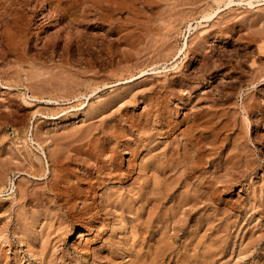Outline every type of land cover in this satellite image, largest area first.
I'll return each mask as SVG.
<instances>
[{"label":"rangeland","instance_id":"1","mask_svg":"<svg viewBox=\"0 0 264 264\" xmlns=\"http://www.w3.org/2000/svg\"><path fill=\"white\" fill-rule=\"evenodd\" d=\"M74 1L32 0L25 7L22 6L21 17L24 19L26 16L24 20L26 18L30 20L19 30V34L22 32L20 34L21 44L17 45L20 42L16 43L14 40L18 39L14 37L13 40L11 39L15 43L14 46L4 40L7 43L5 44L0 39V264H194L191 262L195 245L190 232L193 219L189 212L191 207L185 200L183 203L186 205L183 209L176 211V219H178L174 221V229L172 228L173 222L167 221L168 215H164L167 218L165 226L168 229L166 230L170 232L166 231L167 235L160 237L152 233L155 223L145 222L147 219L145 212H141L140 217H137L135 214L123 213L117 206L101 211V217L93 221L92 225H88L90 226L88 230L83 227L80 219L78 222L65 220L64 224L62 223L64 226L61 224L63 228L57 225L59 224L57 218L67 211L68 206L72 207V204L68 203H74L72 201L75 200L73 208L79 210L83 201L73 197L71 202L65 203L62 200L64 194L61 191L58 197L51 201L52 204H49L46 197L48 193H51L45 181L48 180L47 178H53L52 175L58 172L55 170L56 167L50 165L51 156L49 155L54 156L51 153H64L65 155H61L64 157L68 155L71 159L68 162L69 166L67 164L68 172L70 171L73 177L74 174L79 176L81 174L83 179H89L87 170L81 167L80 157L76 156L75 152L91 153L92 148L88 147V152L85 150L87 141H84L86 133L89 132L87 135H90V132H93L91 125L95 127L92 129L98 134L101 127L107 126V123L124 125L126 118H131L129 120L142 119V115L148 113V109L145 111L147 108L145 95L149 98V102L163 100L167 102L166 105L171 104L170 107L173 108L171 114L174 113L170 114L171 121L179 124L178 132L186 130L193 119L195 121L198 119L201 123L200 121L212 108L207 118L215 114L216 121L219 119L217 123L224 126L220 137L230 135L228 139L230 142L226 143L228 145L225 153L235 152L232 141L234 133L238 134L240 129V133L244 135L246 132L247 135L248 132L247 136L253 139L254 142L249 143L251 148L249 149H254L253 151L261 157L256 173L242 179L235 178L233 186L224 191H220L222 188L218 189L217 200H214L216 202L212 206L214 209L212 214L215 212L212 219L215 224L229 223L230 227L222 226L219 232L213 233L214 239H220L222 243L225 240L227 245L223 243L224 249H214L217 251L216 255L206 264H264V215H257L248 222L247 218L243 220V213L239 211L240 202L241 205L249 204L254 187H257L255 193L257 204L261 203L264 207V191H259V187L264 186V147L263 140H260L264 126L259 122L261 117L256 111L257 106H253V103L257 105V101L263 100L264 103V92L261 93V90L264 91V85L260 87H253L257 83L249 85L257 77V67H262L263 69L260 68V70L264 71V59L262 60L264 57H261L264 52V0H233L229 6L226 5L227 0H163L164 3L162 0V2L160 0H136V4L133 0L134 3H130L133 4L132 10L129 7L130 4L124 3V5L123 2L121 3L122 0L120 2L118 0L120 4L109 10L112 16L108 13L111 17L108 20L103 19L105 15L101 14L100 9L90 8L87 13H84V8L80 7L90 4L85 2L83 4V0ZM156 2L165 4V8L162 6L163 13L160 16L163 21L155 17L153 13L156 11ZM191 5H193L192 8ZM172 7L176 8L172 10ZM81 11L83 13L80 16H83L81 17L83 19L79 16ZM87 14H90L89 17ZM152 14L153 17H150ZM151 18L155 24L151 22ZM165 19L170 22L169 24L165 21L171 29L169 25L162 24ZM157 24L160 28L161 26H166V29L168 27V35L165 28L161 30V32L164 31L163 33L160 32L163 38L160 34L157 35L160 37H157L158 44L163 41L167 47L164 46L163 51L142 50L149 40L148 29L157 27ZM143 25L145 29H142ZM146 26H149L148 29ZM9 32L14 33L15 30L10 28ZM198 41H205L203 42L205 49L201 47L200 51L196 52L199 50ZM201 57L208 60H202ZM202 70L206 71L203 73L205 75L202 74ZM133 74H135L133 77H129ZM206 74L210 75V78ZM199 75L202 77L200 78ZM251 76L255 78H249ZM180 78H183L186 83L189 82L187 83L189 86L185 85L183 79L181 83L185 84L183 83L182 86ZM204 79H208V86L203 85ZM171 81L176 82L174 89L170 88L168 91L165 88L162 89L160 84L163 85L164 82L166 85ZM230 85L233 87L230 88ZM147 88L149 90H146ZM171 89L175 90H172L175 94H172ZM170 91L171 95H169ZM166 94L167 97L169 96L167 99ZM131 95H135L132 98L136 97V99H131L134 102L130 104L131 101L127 100H130L128 96L131 97ZM163 97L165 99H162ZM125 99H127L126 104L123 101ZM96 107L99 111L95 109ZM248 107L249 111L244 112L243 110H247ZM197 109L208 113L202 115V112ZM214 109L215 111L220 109L219 112L217 111L218 114ZM96 111L99 115L95 113ZM235 114L236 119H233ZM220 118L223 119L220 120ZM91 119L95 122L91 123L93 121ZM205 121H207L206 118L202 122ZM223 121L227 125L223 124ZM97 122L100 123L96 128ZM187 122L190 124L187 125ZM232 125L235 126V130ZM95 132L93 135L96 137ZM78 146L83 147L84 150H80L83 148ZM119 150L121 153L119 151L114 154L117 155L116 163L120 161L118 162L120 166L127 167L128 161L131 162L133 156L128 151ZM69 153H71L70 156ZM75 159L76 163H73ZM30 164H32V170ZM33 166L34 170L35 167L39 168L42 173L37 169L34 173ZM37 172V176L34 175ZM70 173L68 180H72L74 185L77 184L83 190L87 181L77 183L76 179L71 178ZM239 173L235 172L234 175L240 176ZM93 176V181L90 180L92 183L96 182L93 183V192L94 197H99L98 203L101 201L100 196H106L105 192H116L115 186L106 187V183L100 185L96 181V176ZM131 182L132 180L127 184ZM36 194L40 203H37L39 200ZM46 202H49L50 207ZM60 203L65 205L61 207ZM40 206L42 209L39 208ZM73 208L72 212H74ZM162 209L163 206L160 212ZM35 210L37 213L43 210V213L38 216L39 213L37 215ZM89 215L82 218L89 220ZM37 216L38 218H35ZM225 219L226 223H224ZM235 224L238 226L236 227ZM135 226L137 241L135 239L133 242L129 231ZM180 227H183V230ZM173 233L175 236L168 235ZM217 233L220 236L216 235ZM160 239L163 243L159 242ZM41 249H45L47 254L41 255L39 253ZM189 260L192 261L189 262Z\"/></svg>","mask_w":264,"mask_h":264},{"label":"bare ground","instance_id":"2","mask_svg":"<svg viewBox=\"0 0 264 264\" xmlns=\"http://www.w3.org/2000/svg\"><path fill=\"white\" fill-rule=\"evenodd\" d=\"M80 1H82V0H80ZM117 1L118 0H83V4L89 3L90 5L85 4V6L83 5V7L81 6L80 8H84V10H83L84 13H87L88 9H90V8H96L97 10L100 9L102 11L101 14L105 15V16H103V17H105L103 19L108 20V19H111L109 14H111V16H112V13H109V10L115 8L116 6H118V4H120ZM120 1L121 0H119V2ZM134 1L136 4V0H134ZM31 2H32V0H0V39H1V42H4V40H6L5 42H8V43L10 42L11 44H13V46L15 44L12 41L14 38L18 39V40H14L16 43L20 42V34L22 32L19 34V32H20L19 30L23 28V25L28 24L29 23L28 20H30L29 18H28V20L26 18L27 21L24 20L26 16H24V19H23V17H21V13L23 10L22 6L25 7L27 4H29ZM73 2H75V1L73 0ZM77 2H76V4H77ZM122 2H123V4L125 3V4L129 5L130 3L133 2V0H122L121 3ZM146 2L149 3L148 1H146ZM163 3H164V1H163ZM232 3H233V0H227L226 5L229 6ZM80 4H82V2ZM130 5L131 6H129V7L131 9L133 4H130ZM164 5H162V3H160V2H158L157 5L155 6L156 11L153 13L155 14V17H157L159 20L161 19L160 16L163 13L162 12V6H164ZM193 5H191V8ZM150 6H152V5H150ZM75 7H77V6H75ZM122 8H123V6H122ZM164 8H165V6H164ZM174 8H176V7H172V10ZM120 9H121V7H120ZM124 9H126V8H124ZM115 11H117V10H115ZM83 12L81 11V14H79V16L82 15ZM97 12H99V11H97ZM104 13H106V14H104ZM87 15L89 17L90 14H87ZM98 15L99 14H97V16ZM113 15H115V14H113ZM81 17H83V16H80V18ZM84 17H87V16H84ZM150 17H153V14ZM150 17H147V18L149 19ZM76 18H75V21H77ZM100 18H102V17H100ZM100 18H98V19H100ZM81 19H83V18H81ZM81 19L78 20L79 24L81 22ZM96 19H94V20H96ZM143 19L145 21V18H143ZM154 19L156 20V18H154ZM158 19H157V21L159 23ZM72 20L74 21V18ZM94 20H93V22H94ZM151 20H152V18H151ZM84 21H82V22H84ZM161 21H163V19H161ZM165 21L168 22V19L164 20V22L162 23L163 25H165L167 23V22L165 23ZM133 22L134 21H132V23ZM147 22H149V20ZM151 22H153V20ZM136 23H139V22H136ZM140 23L142 24V22H140ZM168 23L170 24V22H168ZM150 24H148V25H150ZM154 24H153V26H154ZM162 24H160V26ZM169 24H166V26ZM144 25L142 26L143 27L142 29H145ZM158 25L159 24H157V27L152 28L151 30H149L147 28L149 26H146V28L149 31L147 33L149 40L147 41V43H145V47L143 46L142 50H145V51L147 50L149 52L150 51L153 52L155 50L163 51L162 49L166 45L163 44V41L161 44H158L157 37L159 36L158 34L161 35V33L164 32V31L161 32V30H163V28H165L166 26L165 27L161 26L162 28H160ZM136 26H137V24H136ZM138 27H140V26H138ZM10 28L14 29L15 32L14 33L9 32ZM169 28H170V25H169ZM167 29H168V27H167ZM167 29L165 28L164 30H167ZM145 31L146 30H144V32ZM168 31L169 30H167V33L165 32L167 35H168ZM155 36H156V38H155ZM161 37L163 38V34L161 35ZM164 37H165V35H164ZM158 38H160V37H158ZM202 39H200V40H202ZM159 41L161 42V40H159ZM164 41H166V40H164ZM203 42H205V41H203ZM203 42L200 41L199 43H197V48H199V50L196 49V47H195V49L198 50L196 52H199L201 47L204 46L205 43L203 44ZM5 44H7V43H5ZM20 44H21V42L17 45H20ZM253 45L254 44H252L251 46H253ZM261 48H263V47H261ZM203 49H205V48L203 47ZM203 49L201 51H203ZM158 51L156 53H158ZM194 53H195V51H194ZM262 53H263L262 54L263 56L261 55V57H264V52H262ZM154 54H155V52H154ZM168 54H171V53H168ZM198 54L200 55V53H198ZM201 56H203V55H201ZM203 58H202V60L206 59V58L205 59H203ZM259 59H260V57H259ZM263 59L264 58H262V60ZM207 60L208 59H206V61ZM208 64H209V62H208ZM208 64H206V65L208 66ZM257 66H261V65L257 64ZM200 67L203 68V66L201 64H200ZM260 68H262V67L256 68L257 69V77L254 80H252V79L255 77H253L254 76L253 72H251L253 76H251L249 78H252V77L253 78L251 79L252 81L250 80L251 82L249 85L252 86L253 84H256V83H257V85H255L253 87H256V86L260 87L261 85H264V71L260 70ZM205 70H206V67H205ZM205 72L202 70V74ZM134 75L135 74L130 75L129 77H133ZM203 75H205V74H203ZM184 76H185V74H184ZM206 76H208V75L206 74ZM255 76H256V73H255ZM199 77L201 78L202 76L199 75ZM187 78L189 79V77H187ZM182 79L181 78L179 79L180 83L182 82L181 81ZM188 79H186V80L187 81L192 80V79H189V80ZM200 80H202V79H200ZM204 80H205V83H203L204 86L209 84L208 79H204ZM86 81H88V80H86ZM192 82H190V84ZM240 82L242 84V81H240ZM244 82L245 81H243V83ZM89 83H91V82H89ZM183 83H181L182 86H183ZM185 83H186V81H185ZM187 83H189V82H187ZM187 83L185 85L188 87L189 85H187ZM198 83H201V82H198ZM164 84L165 83L163 82V85ZM247 84H248V82H247ZM89 85H87V86H89ZM160 85L162 86V89L165 88L168 91V89L170 90V88L174 89L173 86L176 85V82L171 81V82H169V84H166L164 86L162 84H160ZM160 85H159V87H161ZM84 86H86V85H84ZM92 86L95 87L94 85H92ZM232 87L230 85V88H232ZM148 88L146 90H149ZM150 88L152 89L151 86H150ZM173 89H171V91ZM95 90L97 91L98 88ZM257 90H258V88H257ZM156 91H158L157 88H156ZM171 91L169 92V95H171L170 93H172L175 90H173L172 92ZM150 92H152V91L150 90ZM262 92H264V91L261 90V93ZM164 93L165 92H163V94ZM257 93H259V92H257ZM156 94H157V92H156ZM172 94H175V93L173 92ZM132 96H135V95H131V97L128 96L129 97L128 99H130V100L125 99L123 101L125 102L127 100L129 102L131 101L130 104L133 103L134 100L132 101L131 99H133V98L136 99V97L132 98ZM152 96H150V97H152ZM155 96L156 95H154V97ZM228 96H230V95H228ZM144 97H145L144 98L145 103H147L146 104L147 108L145 109V111L148 109V113L147 114H145L146 112L143 113L146 116L142 115V117H143L142 119H140V120L135 119L136 121L133 119L134 120L133 121V120H129L131 118H129V119L126 118L127 120L125 121L124 125H121L119 122L118 123L120 125L111 124V122L109 125L107 123V126H104V127L100 126L101 129L99 132L97 131L98 134H96V132H95L96 130L95 131L93 130L95 127H92L93 125H91V131L95 132L96 137H95V135H93V132H90L91 136L89 134L87 135V133H89V132H87L86 137H84L86 139L82 138V139H84V141H87V143H86L87 147H85V150L87 151L88 147H90V148H92V151H91V153H76L75 152V155L80 157V161H79L80 165L82 168L87 170L86 173H88L89 179L88 178L83 179V177H81V174H80V176L77 174H74V177H73L72 173H70V171L68 172L69 168L67 167V164L69 166L68 162L71 159H70V157H68L67 152H66L67 157L65 156L66 158L64 156H61L64 153L63 154L62 153L61 154L60 153H51V154H54V156L49 155V156H51L50 157L51 158L50 159L51 160L50 165L53 167H56L55 170H56V172L57 171L58 172H57V174L54 175L55 178L51 174L53 178H51V179L47 178L48 180L46 179L47 181H45L46 187H47L48 191L51 193V194L48 193V195H46V197L48 198V201L50 202V203L46 202L47 206H49L48 203L52 204L51 201H54V199H56L58 197L60 191L63 192V194H64V196L61 194V197L63 196V199L62 198L61 199L64 200L65 203L71 202V200L74 198L76 200L81 199L83 201V203L80 200V202L82 203V206H81V209H79V210H78V208H75V207L73 208V204H75V202H76L75 200L72 201L74 203H68V204H72L71 205L72 207L68 206V209H66L67 211H65L58 218L56 217L57 220H59V224H57V225L59 226L62 223L64 224V221L65 220L67 221L68 219L70 221H73V222H75V221L78 222V220L80 219L79 221L82 220L81 224L83 225V227L86 230L90 229V226H88V225H92L93 221H97L98 218L101 217V214H102L101 211H104V210L106 211L109 207L117 206L122 210L123 213L128 212L129 214H135L137 217H140L139 215L141 212H145L146 217H147L145 222H147L149 224H151V222L155 223L152 233L159 235L161 237V235H165V234L167 235L166 231H169V230H166L168 228H166V226H165V224H166L165 221L167 219L165 216L168 215L167 221L168 220L170 222L172 221L173 222L172 225H173L174 221H176L178 219V218L176 219V213H177L176 211L177 210L179 211V209L180 210L183 209V207L186 205L183 203V200H185V201H187V203L191 207L189 209V212L191 213V218L193 219V226H192V229L190 230V232L193 236V244L195 245L193 247V256H192L193 261L189 260V262L192 261L191 263L194 262V264H206L208 262V260H210V258H212L214 255H216L217 251H215V250L222 249L223 243L226 244L224 242L225 240H223V243H222L220 241V239L217 240V239L213 238L214 232H219L220 227H222V226H226V228H227V226L229 224V223L228 224L226 223V219L224 220V223H226L227 225L226 224L221 225L220 223L215 224L213 222V219H212V217L214 216V213H215L214 212L212 214V212L214 210L212 206L216 202V201L214 202V200L217 198V195H218L217 192L219 191L218 189L222 188L223 190L220 189V191H224V189H228V188H231L233 186V183H235L234 182L235 178L239 177L238 179H240V178L242 179V178L249 177V175L256 173L258 165H259L258 161H259V159H261V157L259 156L260 154L255 153L253 151L254 149L250 150L251 148L249 147V143L254 142V141H253V139L251 140V138H249L247 136L248 132H247V135H246V132L244 135L242 133H240L241 129L239 130L238 134L234 133L232 143H233V148H234L235 152L231 153V151L228 150L230 153H225V151L227 150L226 146L228 145V144L226 145V143H227V141L230 142L228 140L230 135L226 134L225 136H221L223 138L220 137V135H221L220 133L224 129V126L217 123L219 121V119L216 121L217 116L215 114H213V116L215 115L216 118H215V116L211 117L212 114L210 115V118H207V116L209 117L208 114L210 113V111L213 110L212 108L209 110V113L208 112L204 113V112H202V110L199 109L202 112V115L203 114L205 115L208 113L207 116L205 117L207 119V121L202 122L205 119V118H203V120L200 121L201 123H199L198 119L196 121H195V119H193V121L188 119V121L189 120L192 121L191 124L189 122H187L188 123L187 125L190 124L189 127L187 128L186 123H185L184 126L186 127V130H184L182 132H178L177 127L179 126V124H175V123H173V121H171V115L174 114V113L171 114V110L173 109V108H171L172 106L170 107L171 104L168 106L165 104L167 102H164L163 100L162 101L160 100L158 102H156L157 100L155 102H151V101L149 102V98L146 97V95ZM164 97H165V95H164ZM164 97L162 99H165ZM168 97L166 94V99ZM117 98H118V96H117ZM154 99H156V98H154ZM159 99H161V98L159 97ZM199 99H202V97L201 98L199 97ZM263 99H264V97H263ZM150 100H151V98H150ZM152 101H153V99H152ZM129 102H128V104H129ZM214 102H216V101H214ZM261 102L257 101L256 102L257 105L255 103H253V106L254 105L257 106L256 111H257V113H259V115L261 117L259 122L262 126H264V103L262 102L263 103L262 104ZM251 103H252V101H251ZM125 104H126V102H125ZM248 106H251V105L248 104ZM253 106H251V107L253 108ZM98 108H99V106H98ZM200 108L202 109V106ZM243 108H245V107H243ZM246 108H247V104H246ZM95 109H97V107ZM100 109L102 110L104 108H100ZM203 109H205V108H203ZM245 109L243 110L244 112L249 111V107L247 110H245ZM197 110H196V113H197ZM97 111H99V110L97 109ZM97 111L95 113H97ZM194 111H193V113H194ZM214 111H215V109H214ZM217 111H215V112H217ZM219 111H220V109H219ZM250 111H251V109H250ZM218 112H217V114H218ZM253 112H254V110H253ZM89 113H91V112H89ZM98 113H97V115H99ZM196 113H194V114L196 115ZM222 113H224V112H222ZM85 114H86V111H85ZM219 114H220V116L222 115L221 112ZM192 116H193V114H192ZM226 116H227V114H226ZM96 117H98V116H96ZM126 117H127V115H126ZM222 117L224 118L225 116H222ZM94 118H95V116H94ZM98 118H100V117H98ZM223 118H220V120H222ZM233 119H236V114H235V118L233 117ZM91 120H93V119H91ZM102 120H101V122H102ZM173 120H175V119H173ZM93 122H95V121L93 120L91 123H93ZM99 123L100 122H97V125H95L96 128L99 126ZM114 123H115V121H114ZM225 123L223 121V124H225ZM227 123H229V122H227ZM225 125H227V124H225ZM234 125H236V124L234 123ZM234 125H232V126H234ZM184 126H183V128H184ZM233 128L235 130V126ZM243 128H242V130H243ZM98 130H99V128H98ZM225 130H228V129L225 128ZM86 131H87V129H86ZM243 131H245V130H243ZM243 131H241V132H243ZM227 133H229V132L227 131ZM79 134H82V133H79ZM231 134H232V130H231ZM79 137H78V139H79ZM260 140L261 141L263 140L262 145L264 147V132H263V135L261 136ZM76 141H77V139H76ZM79 141H80V139H79ZM258 143H259V141H258ZM81 144H83V143H81ZM111 144H113V146H110ZM78 147H80V146H78ZM80 148H83V147H80ZM119 149H122L123 151H128L133 156V160H131V162L128 161V163H127L128 166L126 165L127 167L120 166V164L118 163L120 161H118L116 163L117 159L115 160V157L117 155L115 156L114 154L119 153V151H120ZM80 150H84V148L80 149ZM120 153H121V151H120ZM70 154L71 153H69V156H70ZM75 155L73 156L74 158H75ZM73 157H72V159H73ZM47 158H48V155H47ZM76 159H75V162H73V163H76ZM31 165L32 164H30V166ZM30 166H28L29 169H30ZM35 166L37 167L36 164H35ZM36 167L34 170V166H33V170H34L33 172L34 173L36 172V169H37ZM53 167H51V168L53 169ZM260 167H262V166H260ZM52 169H51V171H52ZM31 170H32V166H31ZM37 170H39L41 172V170L39 168ZM93 171H94V173H93ZM40 172H39V175H40ZM235 172H236V174H238L240 172L241 173V174L239 173L240 176L234 175ZM69 173L72 176L71 178H74L77 180V183L86 180L87 181V184H85L86 187L82 186L84 189L82 188L83 190H81L77 186V184L74 185L72 183L73 182L72 180H71L72 182L69 181L68 180V179H70L68 176ZM37 174H38V172L34 175L37 176ZM92 174L96 176L95 177L96 181L99 182L100 185H104L106 183L105 184L106 187L112 185L111 188H113L115 186L117 189L116 190L117 193L116 192L110 193L109 191L105 192L106 196H100L101 201L98 203L97 199L99 197L98 198L94 197L95 193L93 192V190H94L93 188H94V184L96 182L95 183L93 182L94 184L91 182L92 177L94 178V176ZM238 179H236V181ZM131 180H132V182L130 184H127ZM41 182H43V181H41ZM43 183H42V185H43ZM66 185H68V186H66ZM79 185L81 187V184H79ZM59 187H60V189H59ZM252 190H253V194L251 196V199L249 200V204H242L241 205V202H240V207H239L240 213L241 214L243 213V217H242L243 220H246V218H247L248 222H250V220H252V218H255L257 215H259V216L264 215L263 214L264 213L263 212V210H264L263 205L261 203L257 204V195L255 194L257 192V187L256 188L254 187V189L252 188ZM259 191L263 192L264 186H260ZM35 193H37V192H35ZM37 194L35 195L36 197H37ZM64 197H65V199H64ZM38 200H39V202L36 200L37 203H40L39 198H38ZM64 201H61V202H64ZM178 202H179V207H178ZM68 204H66V205H68ZM44 205H46V204H44ZM60 205L62 207L65 204L63 205L62 203H60ZM161 206H163V209L160 212ZM42 207H45V206L42 205ZM39 208H41V206ZM46 208L45 209L43 208V209L46 210ZM72 208H73L74 212H72ZM97 208H98V210H96ZM232 208H234V207H232ZM41 209H39V210H41ZM74 209H77L78 211H75ZM216 210H217V208H216ZM36 213H37V211H36ZM38 213H39V215H38ZM38 213H37V215L41 216L40 213H43V210H42V212L40 211ZM49 213H51V212H49ZM161 213H163V215ZM87 214H90L89 215L90 217L89 218L87 217L89 220H85V218H82L83 216L86 217L85 215H87ZM33 216H35V214ZM38 216L35 218H38ZM236 218H237V216H236ZM69 220H68V222H69ZM235 221L237 222V220H235ZM239 221H238V223H239ZM56 223H58V221ZM177 223H178V221H177ZM36 224H38V223L36 222ZM61 226H60V229H62V227L64 225L62 227ZM174 226L175 225H173L172 228ZM180 226H182V225H180ZM237 226H238V224L236 225V227ZM228 227H230V225ZM231 227H232V225H231ZM57 228H59V227H57ZM135 228H136V226L132 227L131 230L129 231V233L131 234V237L133 238V240H132L133 242L136 239V233H137ZM172 228H170V229H172ZM180 228H182V230H183V227H180ZM66 229H67V227H66ZM168 235L172 236V235H174V233L168 234ZM216 235H219V233H217ZM251 240L253 241L255 239H251ZM136 241H137V239H136ZM159 242L163 243V240L160 239ZM224 247H226V246L224 245ZM39 253L41 255L47 254L45 249H41ZM263 259H264V255H263ZM40 261H41V259H40ZM42 261H44V259H42Z\"/></svg>","mask_w":264,"mask_h":264}]
</instances>
